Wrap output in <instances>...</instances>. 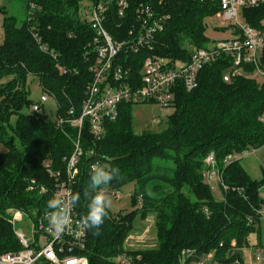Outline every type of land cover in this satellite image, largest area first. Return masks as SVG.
I'll list each match as a JSON object with an SVG mask.
<instances>
[{
	"label": "trees",
	"instance_id": "1",
	"mask_svg": "<svg viewBox=\"0 0 264 264\" xmlns=\"http://www.w3.org/2000/svg\"><path fill=\"white\" fill-rule=\"evenodd\" d=\"M6 1L13 6L14 0ZM82 1L31 0L30 8L26 0L22 22L0 6V80L10 76L9 81L0 84V143L6 146L0 152V254L20 248L8 210H17L29 219L49 211L47 201L54 182L45 164L64 171L63 159L73 150L74 129L61 130L54 121L45 119L43 111L24 112L31 105L25 81L28 75L36 76L42 91L57 100L59 113L70 106L79 111L91 80L92 59L86 61L83 56L93 35L78 15ZM155 1H162V10L169 15L164 30L157 35L156 54L188 60L192 48L208 46L204 20L218 11L216 3ZM243 17L250 26L262 28L264 4L244 9ZM109 30L114 34L112 28ZM34 32L57 54V59L39 49ZM69 33L73 36L69 37ZM138 57L141 56H128L126 65ZM229 58L222 55L200 69L195 88L176 87L172 110L159 130L135 132L131 103L120 105L115 121L105 122L99 140L93 141L87 128L83 130L84 153L72 187V193L81 194L78 212L87 213L88 197L84 193L90 183V165L97 161L120 170L119 178L106 190H117L133 182L131 202L137 205L125 214L108 213L98 230L87 231L84 254L89 264H108L110 257L126 250L125 242L136 220L151 213L155 246L127 250L140 254L143 262L180 264V252L191 250L195 257L212 253V264H246L243 252L249 247V235L258 231L259 211L264 205L259 194L264 185V168L260 177L254 179L239 159L226 158L264 146V75H254L253 67L245 66L247 75L224 81ZM56 62L67 69L65 74L59 73ZM261 67L264 69V50ZM11 115L15 116V125L10 127L18 144L5 129ZM209 152L214 153L227 187L222 189L221 200L213 198L204 178V160ZM29 185L33 188L28 189ZM40 186H45L46 193L39 192Z\"/></svg>",
	"mask_w": 264,
	"mask_h": 264
},
{
	"label": "built area",
	"instance_id": "2",
	"mask_svg": "<svg viewBox=\"0 0 264 264\" xmlns=\"http://www.w3.org/2000/svg\"><path fill=\"white\" fill-rule=\"evenodd\" d=\"M201 1L218 5L216 14L226 23H230L231 37L211 46L192 48L188 60L172 59L154 52L157 35L164 30L169 19V15L162 10V1L84 0L82 2L86 4L80 3L79 18L93 32L83 56L86 61L92 59L89 66L91 80L85 88L79 111L74 106H70L64 113L57 111L55 125L61 130L74 129L75 136L72 138L71 154L63 159L64 171L53 170L48 163L45 164L46 172L54 182L51 198L55 193H72L79 173L78 164L84 153L81 136L83 130L87 128L93 141L99 140L103 136L105 122L115 121L119 116L121 104L152 102L159 105L160 112L169 110L176 87L182 85L186 90L195 88L199 70L214 63L222 55L230 57V65L223 74L224 81H228L231 76H240L243 73L247 75L245 66H252L254 75H264L261 67L264 26L254 28L238 20L239 9L258 7L264 4V0ZM29 7L33 8L31 0ZM111 28L114 34L110 32ZM32 35L42 52L48 53L54 60L57 59V54L46 47L38 34L34 32ZM68 36L72 37L73 34L69 33ZM130 55L141 57L126 65ZM56 63L59 73L65 74L67 69ZM49 98L56 102L58 110L59 104L55 97L43 92L39 101L30 105L31 111L41 113L43 103ZM160 121L159 116L152 120L153 123ZM251 151L252 149L231 154L226 161L246 157ZM204 163L205 180L217 179L222 189L227 190L213 152L206 155ZM32 188L33 185L28 186V189ZM46 191L45 186H40L41 194ZM113 196L115 199L120 198L118 192H114ZM9 211L13 212L14 227L23 217L17 210ZM47 212L36 219H29L27 232L21 228L13 229L20 248L0 254V264H89L84 254L87 232L82 234L77 227L82 216L77 208L72 211V227L60 236L50 230ZM259 215L264 216V208L259 211ZM212 259V253L195 257L193 251L182 250L179 263L186 264L188 261L187 264H212ZM107 263L147 264L142 261L140 254H132L127 250L110 257ZM249 264H264V254L260 248L254 250Z\"/></svg>",
	"mask_w": 264,
	"mask_h": 264
},
{
	"label": "rangeland",
	"instance_id": "3",
	"mask_svg": "<svg viewBox=\"0 0 264 264\" xmlns=\"http://www.w3.org/2000/svg\"><path fill=\"white\" fill-rule=\"evenodd\" d=\"M25 3L26 0H14L13 2V10L12 13L16 16L18 22H22L25 18L26 12H25ZM86 4L85 2H82V5ZM2 19L3 14L0 12V44L3 40V34H2ZM238 20L241 22H245V19L243 17V9H239L238 13ZM205 36L208 39V46H211L213 43L230 38L231 37V29H230V23H226L223 18L218 16L216 13L212 16L206 17L205 20ZM261 24L264 26V19L261 21ZM223 28V29H221ZM258 80L261 79L260 76L256 77ZM10 76H5L1 82H7L9 81ZM25 89L28 91L27 99L29 102L35 103L38 102L43 91L41 89L39 79L36 76L28 75L25 81ZM43 114L51 121H54L56 119L57 114V106L56 102L49 98L47 101L43 103ZM172 109L166 110L164 112L159 111V105L156 103H149V102H142V103H134L131 105V115H132V123H133V129L135 132H141L144 129H152V130H159L165 125V121L167 116L170 114ZM25 113L31 112L30 108L24 109ZM39 114V113H38ZM155 116H159L160 123H153L152 120ZM15 125V116L11 115L9 118L8 123L5 125V129L8 132V135L14 143L18 144V140L15 135H13V131L10 126ZM6 150V146L0 143V152H3ZM240 163L243 166V168L247 171V173L254 179H257L261 175V169L264 168V146L258 149H253L249 155L246 157H241ZM212 196L215 200H221L223 198V191L221 188V184L217 179L212 180H206ZM134 183L130 182L122 187H120L117 190H106L107 194L111 198V207L108 209V213L115 216L117 214H125L130 211H132L137 205H133L131 202V195L133 193ZM114 192H118L120 195L119 199H115L113 196ZM260 196L264 199V185H262L259 189ZM264 208V205H263ZM8 213H11L13 215V212H10L8 210ZM21 213V212H20ZM23 220L21 222H16L14 227L12 223V228L14 230L21 228L24 232H27L29 228V218L26 214L23 215ZM152 214H149L147 218H151ZM13 217V216H12ZM138 222V219L136 220V223ZM151 229V230H150ZM153 231V224L148 228H144L141 226H135L133 230L130 232L128 239L136 244L139 241H141L144 237H147L148 235H151ZM154 239V243L156 242L154 234L151 235ZM248 243L249 247L244 249L243 256L244 261L246 264H249L251 262L252 254L254 252V249L256 248V245H261L260 249L264 254V216L260 217L259 221V228L258 231L255 233H251L248 237Z\"/></svg>",
	"mask_w": 264,
	"mask_h": 264
},
{
	"label": "clouds",
	"instance_id": "4",
	"mask_svg": "<svg viewBox=\"0 0 264 264\" xmlns=\"http://www.w3.org/2000/svg\"><path fill=\"white\" fill-rule=\"evenodd\" d=\"M104 159L107 160L108 158L104 157ZM119 176V168L111 167L109 164L97 161L90 166V183L84 193L88 197L87 213L80 217L77 225L82 234L89 230H98L104 223L112 203L106 192V186L114 179H118ZM80 200L81 194L79 192H69L66 195L55 193L47 201L49 211L46 215L49 228L57 236L62 235L66 229L72 227V211Z\"/></svg>",
	"mask_w": 264,
	"mask_h": 264
},
{
	"label": "crops",
	"instance_id": "5",
	"mask_svg": "<svg viewBox=\"0 0 264 264\" xmlns=\"http://www.w3.org/2000/svg\"><path fill=\"white\" fill-rule=\"evenodd\" d=\"M0 6H5L6 9L12 11V3L6 1V0H0ZM152 214V213H151ZM149 216V214L146 216L145 219L143 220H138V222L135 224V226H141L144 228H148L153 224L154 222V214H152L151 218H147ZM134 226V227H135ZM151 230V229H150ZM154 234V231H152V234ZM151 235H148L147 237H144L141 241H139L138 243L134 244L132 243L128 238L125 242V246L124 249L132 251V250H137V249H146V248H152L155 246L154 243V239Z\"/></svg>",
	"mask_w": 264,
	"mask_h": 264
},
{
	"label": "water",
	"instance_id": "6",
	"mask_svg": "<svg viewBox=\"0 0 264 264\" xmlns=\"http://www.w3.org/2000/svg\"><path fill=\"white\" fill-rule=\"evenodd\" d=\"M45 119H46V117H45Z\"/></svg>",
	"mask_w": 264,
	"mask_h": 264
}]
</instances>
